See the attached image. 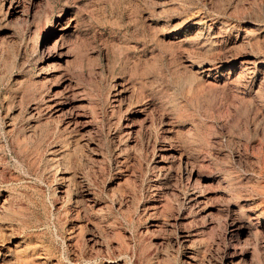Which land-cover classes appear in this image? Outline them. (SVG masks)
Here are the masks:
<instances>
[{
	"label": "rangeland",
	"instance_id": "rangeland-1",
	"mask_svg": "<svg viewBox=\"0 0 264 264\" xmlns=\"http://www.w3.org/2000/svg\"><path fill=\"white\" fill-rule=\"evenodd\" d=\"M262 64L264 0H0V264H264Z\"/></svg>",
	"mask_w": 264,
	"mask_h": 264
},
{
	"label": "bare ground",
	"instance_id": "bare-ground-1",
	"mask_svg": "<svg viewBox=\"0 0 264 264\" xmlns=\"http://www.w3.org/2000/svg\"><path fill=\"white\" fill-rule=\"evenodd\" d=\"M58 40V39H57ZM243 62H246L247 64H251L253 66H255L254 68L256 69L257 66H259V62H255V61H250V60H245ZM259 69V67H258ZM244 70L242 68V71H239L240 74L244 73ZM260 70L264 71V64H262V66H260ZM250 81V80H249ZM122 88V87H121ZM131 89V88H130ZM121 94H123V89H120L119 92H117V95H119V97L121 96ZM121 100V99H120ZM145 107V106H144ZM131 123H126L125 126H127L130 131H132L131 129H133V127L131 126ZM134 126V125H133ZM163 133L164 136L162 138V145H161V157L162 160L165 158H171L173 157V151H174V147H173V133L175 132V127L174 125L170 122L167 121L164 123L163 125ZM151 132V131H150ZM137 135V134H136ZM260 143V142H259ZM176 155V154H175ZM82 161V160H81ZM166 166V165H165ZM263 169V168H262ZM257 174V173H256ZM183 176L186 180V183L188 184L189 187H192L193 193L190 199V203L196 207H201V209H205L207 206V200L209 198L208 193L205 192V189L203 187V185L201 184V180L199 177V174L196 172V170L193 167H190V165L186 162L185 164V168L183 171ZM261 176V175H260ZM259 207L257 209L250 207V210L252 211V213L250 214V220L256 221V223L262 227L261 229L264 230V209L262 208V206L260 204H258ZM252 208V209H251ZM212 212V211H211ZM235 212V211H234ZM209 215V214H207ZM236 219V218H235ZM234 223V222H233ZM255 224V223H254ZM237 226V224H235ZM232 226V225H231ZM239 227L241 228L242 225H238L237 227L233 228V233H236L238 235L239 233ZM251 227V226H250ZM229 233V232H228ZM184 236L186 237V239H190V235L189 233H184ZM227 236V235H226ZM230 239V238H229ZM241 239V238H240ZM20 242V241H19ZM235 242V241H234ZM17 245H19L18 242H16ZM96 243V241H95ZM232 243V242H231ZM237 243V242H236ZM21 244V242H20ZM234 244V243H233ZM239 244V243H238ZM244 245V244H243ZM23 247V246H22ZM21 247V248H22ZM23 250V249H22ZM26 251V250H25ZM242 253V252H241ZM245 253V252H244ZM105 258V257H104ZM232 259V258H231ZM119 261V260H118ZM117 262V261H115Z\"/></svg>",
	"mask_w": 264,
	"mask_h": 264
}]
</instances>
